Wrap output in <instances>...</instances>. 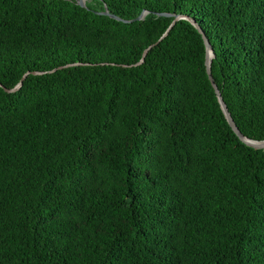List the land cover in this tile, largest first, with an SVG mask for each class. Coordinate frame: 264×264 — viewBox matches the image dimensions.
<instances>
[{
    "label": "trees",
    "instance_id": "trees-1",
    "mask_svg": "<svg viewBox=\"0 0 264 264\" xmlns=\"http://www.w3.org/2000/svg\"><path fill=\"white\" fill-rule=\"evenodd\" d=\"M158 14L264 141V0H0V264H264V151L202 35L130 67Z\"/></svg>",
    "mask_w": 264,
    "mask_h": 264
},
{
    "label": "water",
    "instance_id": "water-1",
    "mask_svg": "<svg viewBox=\"0 0 264 264\" xmlns=\"http://www.w3.org/2000/svg\"><path fill=\"white\" fill-rule=\"evenodd\" d=\"M77 4L81 7H86L87 4V0H76ZM101 15H105V16H109L117 21L123 22V23H131L133 21H142L144 20L146 14H148V12H143L136 20H132V21H128V20H123L120 17L113 15L110 13L108 7L105 8V11L100 13ZM159 16L162 17H170L172 16L174 18L173 23L171 24L170 28L168 29V31L164 34V36L154 45L150 46L143 54L142 59L140 62H138L135 65H132L130 67H138L141 66L145 60L146 57L148 55V53L153 49L154 46L158 45L165 37L168 36L169 32L171 31V29L176 25L177 22L181 21V20H188L189 22L192 23V25L199 31V33L202 35L205 46H206V67H207V74L209 77V80L211 82V85L215 91L216 97L218 99L219 105L221 107V110L228 122V124L230 125L231 129L233 130V132L238 136V138L248 147L253 148L255 150H262L264 151V141H254V140H250L247 137H245L241 131L239 130L238 126L236 125L234 119L232 118L231 113L229 112L228 106L226 105L224 98L222 96L221 91L219 90L218 86L216 85L213 76H212V64H213V60L215 59V54H214V50L213 47L211 46V43L209 41V39L207 38V36L205 35L204 31L202 30V28L200 27V25L192 18L188 17V16H182V15H170V14H158ZM80 64H71V65H67L65 67H60L58 69H55L53 71H51L50 73H54L57 70L60 69H64V68H68V67H73V66H78ZM128 67V66H126ZM46 73H41V72H28L26 73L22 80L20 81V83L13 89H7L4 88L5 91L7 93H16L18 92L24 84V81L27 79V77L29 75H33V76H38V75H44ZM1 86V85H0Z\"/></svg>",
    "mask_w": 264,
    "mask_h": 264
}]
</instances>
